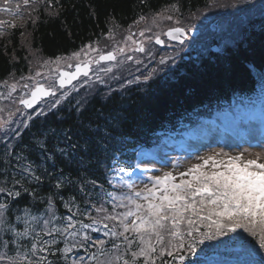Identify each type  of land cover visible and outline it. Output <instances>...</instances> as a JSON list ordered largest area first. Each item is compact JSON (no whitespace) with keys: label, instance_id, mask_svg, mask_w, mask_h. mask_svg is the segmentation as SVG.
Instances as JSON below:
<instances>
[{"label":"trees","instance_id":"trees-1","mask_svg":"<svg viewBox=\"0 0 264 264\" xmlns=\"http://www.w3.org/2000/svg\"><path fill=\"white\" fill-rule=\"evenodd\" d=\"M17 1L23 10V20L14 25L0 24L5 26L4 31L0 30V84L38 70L45 75L43 64L50 70L51 61L82 47L104 50L109 45H118L137 22L152 35L166 26L191 27L213 12L229 10L230 19L222 31L225 43L217 52L201 49L195 58L192 54L196 52H192L187 60L181 53L173 54L166 63L147 67L148 71L141 73L135 83L125 79L114 81L108 76L103 82L88 81L64 97L57 96L56 100H62L61 103L34 120L15 145L22 153L32 151L44 156V163L51 160L40 167L33 165L40 178L36 182L27 184V180L23 181L10 170L5 172L3 160L6 158L9 165L10 156L6 153L7 143L0 144V186L20 192L19 196L10 198L11 206L37 208L44 199L51 198L55 209L60 210L66 203L63 200L75 197L82 201L84 196L79 197L78 190H83L87 177L94 176L92 170L100 161L110 160L142 140L159 146L160 140L152 134L173 129L184 120L197 125L199 113H206L237 95H249L259 88L261 78L264 82V0H28L27 4L24 0ZM108 30L111 33L105 37ZM132 72L135 74L136 70ZM254 77L259 78L253 82ZM54 130L57 132L50 137L49 133ZM99 169L100 166L97 176ZM180 179L174 182L179 183ZM57 182L61 183L60 188H56ZM149 182L147 187H152L153 182ZM141 190L145 187L130 192ZM123 211L126 209L120 208L106 215ZM110 221L109 234L84 241L82 246V252L91 256L103 249L101 258L98 256L89 263L88 260H63L55 253L51 264L131 261V252L138 251V239L135 234L125 233L133 240L129 246L122 236L111 234L123 229L118 220ZM146 239L155 243L154 236ZM98 240L104 244L97 246L94 242ZM169 240L172 237L165 234L164 244H155V264H209V254H219L218 264L239 259L257 262V254L264 260V249L259 247L257 238L242 230L197 243L194 252L181 249L183 260L167 255L165 245ZM161 249L164 255H160ZM170 250L176 252L175 248ZM137 261L144 264L143 257H137Z\"/></svg>","mask_w":264,"mask_h":264},{"label":"snow or ice","instance_id":"snow-or-ice-1","mask_svg":"<svg viewBox=\"0 0 264 264\" xmlns=\"http://www.w3.org/2000/svg\"><path fill=\"white\" fill-rule=\"evenodd\" d=\"M4 2L5 5H8L11 0H4ZM24 2L27 4L28 0H24ZM0 11H8V8H0ZM183 31L184 29L177 27L172 29L168 35L182 34ZM156 43H161V41L157 39ZM138 50L144 51L143 48ZM100 59L111 60L114 57L112 54H108L101 56ZM161 63L164 61L161 60ZM86 69L87 65L84 69L77 66L76 74L84 71V74L87 75ZM76 74L66 75L62 73L61 75L66 76L70 82ZM64 83L65 80L61 79V86ZM49 94L43 86H37L31 94L32 99L22 100L21 103L26 107H31L38 96ZM51 94L54 95V93ZM58 103L59 100L52 107ZM238 160H240L239 156L230 157L227 162L216 161L212 157H208L203 159V163L190 168L187 173H181L182 178L179 183L174 182L176 177L172 176L171 173H165L162 177H149L153 182L152 187L146 186L145 190L130 192L126 196H113V200L119 201V203L113 204V209L120 207L125 208L126 211L104 217L106 220H118L119 225L122 226L121 232H112L111 234L122 236L129 246L133 244V240L129 239L125 233L135 234L139 241L138 251H132V260H124V264H138L137 257H143L144 264H155L153 259V254L157 251L155 244L163 245L165 234L172 237V240H169L165 245V248L168 249L167 255L174 259L179 256L180 260L184 259L181 249L187 248L189 252H194L197 243L227 236L230 233H236L238 230L256 237L259 247L264 249V163L248 160L240 165L236 163ZM209 161L215 170L211 172L202 171L201 169L205 168ZM120 171H124V169H120ZM184 176H190V179H183ZM36 179L39 180L40 178L36 177ZM15 183H19V181H15ZM55 186L60 188L62 185L57 182ZM25 191L28 190L25 189ZM3 192H7L9 197L20 195L19 191L0 187V193ZM137 198L143 202H139ZM124 200L127 201V204L123 203ZM48 203L51 205V198H49ZM7 207L6 203H0V225L6 224L4 216ZM97 211H104V209L99 208ZM49 212H51V207H49ZM130 217L132 219L129 223ZM16 219L19 220L20 217L18 216ZM32 219L36 220L37 217H32ZM95 222L93 220V223ZM48 223L50 220L44 221L45 225ZM25 224H28L27 220ZM200 226H203L206 231H202ZM30 227L29 225L24 231H17L10 226L9 230L15 237H28ZM72 227L69 224L63 231L75 236V232H69ZM83 227L87 228L89 225H83ZM32 230L34 231V229ZM54 232H61V229L53 227L48 229L45 234L52 235ZM146 236H154L155 243L151 239H146ZM38 238L39 233L36 235V239ZM89 239L90 237L87 235L83 237L84 241ZM7 243V241L4 242L5 247ZM12 243H16V241L13 240ZM54 243V239L43 241L44 246L39 247L38 250L40 252L50 251L51 249L46 246ZM94 243L101 246L104 241L98 240ZM172 248L176 249L175 253L170 250ZM32 250L35 254L37 250L35 242L32 243ZM70 250V248H65L62 251L67 253ZM160 255H164V249H161ZM2 259L4 257L0 256V260ZM8 259L13 260L12 257ZM45 259L46 257L41 256L37 261H29V264H42Z\"/></svg>","mask_w":264,"mask_h":264},{"label":"rangeland","instance_id":"rangeland-1","mask_svg":"<svg viewBox=\"0 0 264 264\" xmlns=\"http://www.w3.org/2000/svg\"><path fill=\"white\" fill-rule=\"evenodd\" d=\"M221 14V13H218ZM228 14H225L223 16L224 20L227 19ZM215 16L207 17L204 21L205 23L210 22L211 19H213ZM222 28V24L220 26ZM223 29V28H222ZM206 32V29H204V33ZM136 37L132 38L131 36H127L126 38V44H125V55H133V59L135 63H141L143 61V58L138 55L137 53H134L135 50V42ZM139 40L141 43L147 42L148 38H144L142 34H140ZM149 41V40H148ZM139 49V48H137ZM90 50V52H95L94 56L98 55L99 49L98 48H90L89 46H86L83 48L82 51H79L75 55L68 57V58H61L59 60L51 61V70L50 72H54L55 68L56 70L59 68V66L65 65L66 62H83L88 55L89 52H84ZM168 52H164L163 55H168ZM148 55V54H147ZM92 57V56H91ZM93 58V57H92ZM86 61V60H85ZM66 66V65H65ZM113 66L112 65H105L101 66L98 65L95 67V69L92 72V76H97L105 70H110ZM43 68L45 71H48L49 66L47 64L43 65ZM38 72H35L33 75H38ZM19 93L26 94L25 92H22V90L17 89L13 86V84L6 85L5 82L3 84H0V96L5 97L6 99L11 95V93ZM7 104L3 103V101H0V129L3 127H6L7 120H4L5 115L8 111ZM246 120H249L251 123H256V120L253 119V117L250 114H246L245 116ZM257 119L260 117V114H256ZM240 119V118H239ZM258 126L254 127L249 122H245L244 119H241V121H236L234 127L238 129L240 133V138L237 140V143H235L232 139H222L216 137L211 142H199L197 140H194L193 143L198 144V148L191 149L193 150V154L187 155H181V156H174L170 155L167 156V163L165 166L154 164V172L155 173H161L170 171L172 175L176 178L181 177V173H187L188 170L196 164L203 163V159H206L208 157H212L216 161H224L227 162V160L230 157H240V160L236 161V163L243 165L248 160H256L257 163H264V138L261 137V134L259 132L260 129H263L264 127V120H258ZM260 126V127H259ZM242 127V128H240ZM248 129V131L246 130ZM255 135L257 137L258 144H252L250 145L252 139V135L248 136V134ZM243 137V138H242ZM212 144V145H211ZM213 144H216V146H213ZM206 167H211V161H209V164ZM30 168V167H28ZM213 169V168H212ZM22 172H26L25 169L21 170ZM186 177V176H184ZM53 211V210H51ZM25 212H27V215H25ZM40 211H30L25 209H7L5 210V216L4 219L6 220V224L0 225V256H8L10 255L9 251L12 252L11 256L12 258H18L19 262H23L26 260L28 263L29 261H37L41 256L46 257V255L49 253V251L40 252L38 249L41 246H44L42 244L43 241H50L55 240L54 244L48 245L46 247H49L50 249L54 247L55 245L59 244V239L66 235V233L61 229L57 224L55 223V218L51 216V212H43L42 214H38ZM20 217L19 220H17V217ZM32 217H37L36 220H33ZM28 221V224H25V221ZM45 220H50V223L47 225L44 224ZM31 226L29 229V236L28 237H15L13 233L9 230V227H14L17 231H24L26 227ZM53 227L61 229V232H54L52 235H47L45 232L48 229H52ZM34 229V231L32 230ZM43 229V231H42ZM70 231V230H69ZM39 233V238L36 239V235ZM69 235V234H68ZM15 240L16 243H12V241ZM7 241V246L5 247L4 242ZM74 241V240H72ZM35 242L37 244V250L35 251V254H33L32 250V243ZM75 242L79 245L78 240L75 239ZM11 245V247L9 246ZM71 248H77V245L74 244ZM71 251H68L70 254ZM23 257V259H21ZM42 263H45L42 261Z\"/></svg>","mask_w":264,"mask_h":264},{"label":"bare ground","instance_id":"bare-ground-1","mask_svg":"<svg viewBox=\"0 0 264 264\" xmlns=\"http://www.w3.org/2000/svg\"><path fill=\"white\" fill-rule=\"evenodd\" d=\"M11 21H22L23 16L19 15H11ZM0 21H2V18H0ZM111 32L108 30V32L105 34V37L108 36ZM137 49L138 46H135ZM106 54H112L114 59L107 60V61H99L101 66L105 65H112L113 67L110 70H105V75L110 76L114 81L125 79L126 81H129L131 83H135L139 80L138 76L134 74L131 69L126 64V56L124 48L120 44H114L109 45L106 51ZM58 59V57H57ZM75 65L78 66H85L87 63L81 64L76 63ZM259 77H254L255 82ZM43 82L42 80H40Z\"/></svg>","mask_w":264,"mask_h":264},{"label":"water","instance_id":"water-1","mask_svg":"<svg viewBox=\"0 0 264 264\" xmlns=\"http://www.w3.org/2000/svg\"><path fill=\"white\" fill-rule=\"evenodd\" d=\"M215 23H216V21H213V23L211 24L210 28L214 29V25H215ZM170 31H171V30L166 31V36H167L168 38H170V39H176L177 36H178V34L173 33L172 36H169L168 33H169ZM182 35H185L184 32L182 33ZM107 55H108V54H105V55H102V56H107ZM100 57H101V56H100ZM100 57L97 58L96 62H97V61H107V60H108V59L101 60ZM77 66H78V65H76V66L74 67V70L71 71V72L60 71V76H59V78H58V80H57V84H58L59 86H61L60 81H61V79H64V80H65V83L63 84V86H61V87H64V86L69 85V84H70L72 81H74L79 75H85V74H84V71H81L79 74H76ZM79 67H80V66H79ZM84 67H85V66H81V69H84ZM89 68H90V67H89V64H87V69H86V70H87V74H88V72H89ZM62 73L66 74V75H68V74H76V75H75V78H74V79H71L70 82H69V80L66 79V76H62V75H61ZM42 96H45V95H40V96H38L37 99H36L32 104H34V103H35L40 97H42ZM30 99H32V96L29 98V100H30Z\"/></svg>","mask_w":264,"mask_h":264}]
</instances>
